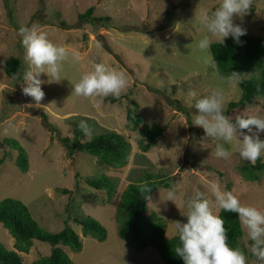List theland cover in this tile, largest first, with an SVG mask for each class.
<instances>
[{
    "label": "rangeland",
    "instance_id": "rangeland-1",
    "mask_svg": "<svg viewBox=\"0 0 264 264\" xmlns=\"http://www.w3.org/2000/svg\"><path fill=\"white\" fill-rule=\"evenodd\" d=\"M220 0H0V200L12 197L25 203L38 224L45 230H60L66 218L78 233L81 247L72 249L59 244L74 264H164L152 246L137 249L118 234L116 208L120 196L131 182H142L146 175L171 178L175 201L165 200L169 187H159L147 198L148 216L165 225V236L177 235L175 221L186 217L184 201L196 191L209 200L214 214L220 209L208 185L212 180L222 190L236 195L242 204L264 212V170L256 171L259 180L248 178L245 165L252 164L239 156L237 142H229L231 156L217 158L216 140L204 137V130L191 124L195 109L191 92L198 96L213 90L223 93L225 114L257 115L264 118V96H254L249 102L227 109L230 101L239 99V81L248 79L257 70L240 71L238 79L229 84L217 69L210 68L213 57L196 48V42L206 34L198 23L201 12L211 11ZM93 7V17L78 15ZM247 29V35L264 36V0H252L251 8L242 19L234 17ZM63 23V24H62ZM35 24L56 44L70 52L77 50L78 61L71 57L63 63L59 83H44L41 107L22 93V80L9 78L3 69L4 60L16 56L22 69H27L24 49L17 29ZM102 34L122 63L109 54L96 40ZM218 37H213V42ZM94 63L123 72L127 86L113 99L89 98L72 93L80 76L93 70ZM42 80L47 76L42 74ZM142 121L134 126L126 118L133 109ZM95 105V106H94ZM45 113L43 116L41 113ZM45 119L46 124L43 123ZM86 120L90 132L83 133V142L105 131L120 134L128 145V160L122 166L103 163L86 151L71 156L58 136L72 137L81 120ZM164 126L163 133L147 148L142 130L149 125ZM5 138L16 139L28 156V169L22 172L16 164L17 151L2 146ZM264 139V133L261 134ZM4 152L7 154L3 158ZM3 158V160H1ZM264 161V154L261 155ZM106 175L114 182L110 195L105 189H95L87 178ZM139 182V183H140ZM63 188L69 192L62 191ZM90 216L106 229V238L99 240L84 235L73 218ZM242 227V225H241ZM241 248L249 264H259L249 251L250 242L242 227ZM0 241L12 249L15 239L0 223ZM52 246L33 239L27 252H19L22 264H33L47 256Z\"/></svg>",
    "mask_w": 264,
    "mask_h": 264
},
{
    "label": "clouds",
    "instance_id": "clouds-1",
    "mask_svg": "<svg viewBox=\"0 0 264 264\" xmlns=\"http://www.w3.org/2000/svg\"><path fill=\"white\" fill-rule=\"evenodd\" d=\"M252 0H220L219 5L211 11L201 12L198 23L206 30L197 42L196 48L201 52L210 53L213 37H218V43H224L226 38L241 45V37L247 34V29L234 22V17L243 18L251 8ZM20 43L24 49V60L27 69L22 75L14 74L13 79L22 80L21 89L25 96L35 101L31 106L41 107L45 96L42 84L59 83L62 78L63 63L71 57L78 61L77 50L71 52L63 45L51 41L46 32L35 24L21 25L17 29ZM215 70L217 64L213 60L209 65ZM44 74L47 80L40 77ZM239 73L232 72L226 77L227 83L235 82ZM72 93L89 98H104L109 95L118 98L127 86L123 72L117 71L104 63H94L93 70L83 73L78 82L72 84ZM192 107L195 109L191 124L204 130V137L217 141L214 154L217 158L228 159L231 152L227 145L235 140L241 159L255 162L264 154V118L257 115H236L235 119L225 114V99L222 91L213 90L205 96L191 92ZM95 106V105H94ZM78 127L87 135L90 132L86 120H81ZM141 194L150 198L151 187L147 183L138 185ZM215 198V206L224 211L237 214V218L246 230L249 251L259 264H264V212L252 205H244L239 198L228 190H222L218 181L212 180L208 185ZM174 186L166 192V199L175 201ZM186 217L184 221H175V230L179 244L174 252L184 264H249L246 253L239 247L228 243L225 219L214 214L210 202L200 191L184 201Z\"/></svg>",
    "mask_w": 264,
    "mask_h": 264
},
{
    "label": "trees",
    "instance_id": "trees-1",
    "mask_svg": "<svg viewBox=\"0 0 264 264\" xmlns=\"http://www.w3.org/2000/svg\"><path fill=\"white\" fill-rule=\"evenodd\" d=\"M93 10L94 8L91 6L78 16L108 20L106 16L93 17ZM241 40L243 44L238 45L229 37L222 44L217 41L213 42L210 49L213 60L217 64L216 69L220 74L257 70L248 79L239 81L240 97L238 100L228 103V110L249 102L254 96H264V36L246 34L241 37ZM3 69L5 74L13 79L14 74H18V70L22 69L21 60L16 56H9L4 60ZM112 98L115 99V97ZM133 106V109H127L126 118L134 126H137L142 119L136 112L137 104L133 103ZM41 114L46 116L43 112ZM164 129V126L155 124L143 129L142 134L148 140L145 148L154 143ZM73 132L72 137L58 136L68 156L76 151H86L97 156L103 163L108 165L122 166L127 162L128 145L117 132L105 131L85 142L81 140L84 132L79 127H76ZM1 144L2 146H10L17 151L16 164L22 172H26L28 169V156L20 143L16 139L5 138ZM6 156L7 154L4 152L3 158H6ZM244 169L248 178L259 180L256 171L264 170V161L260 157L254 163L245 165ZM86 180L95 189H105L110 195L113 192L114 182L106 175L87 178ZM170 180L171 178L168 176L146 175L141 180L142 182H131L126 186L116 208V220L119 222L118 234L139 250L147 246L154 247L164 264H184L183 260L174 252L175 247L179 244L178 234L166 238L165 225L160 220H156L155 217L148 216L145 213L148 196L147 194L142 195L138 187L141 183H147L152 188L149 194L151 195L161 186L170 187ZM62 191L69 192L70 190L63 188ZM217 215L225 219L229 245L239 247V237L243 231L237 214L220 210ZM69 219H65L60 230L50 232L38 224L27 205L21 200L12 197L1 199L0 223L8 229L15 242L14 247L8 249L0 241V264H22V257L19 252H27L33 239L47 242L52 246L49 255L37 259L33 264H74L65 250L59 246V244H63L72 249H79L82 245L80 236L68 224ZM73 220L81 226L84 235H92L99 240L106 238L105 227L96 219L86 216L73 218Z\"/></svg>",
    "mask_w": 264,
    "mask_h": 264
},
{
    "label": "water",
    "instance_id": "water-1",
    "mask_svg": "<svg viewBox=\"0 0 264 264\" xmlns=\"http://www.w3.org/2000/svg\"><path fill=\"white\" fill-rule=\"evenodd\" d=\"M97 42L109 53L111 54L115 59H117V61H119L120 63H122V60L120 58V56L115 53L112 48L109 46L106 38L102 35V34H97L95 36ZM43 123L46 124L45 119H43Z\"/></svg>",
    "mask_w": 264,
    "mask_h": 264
}]
</instances>
